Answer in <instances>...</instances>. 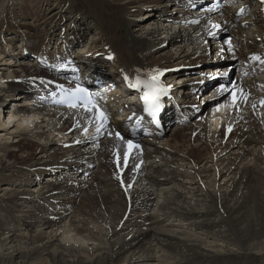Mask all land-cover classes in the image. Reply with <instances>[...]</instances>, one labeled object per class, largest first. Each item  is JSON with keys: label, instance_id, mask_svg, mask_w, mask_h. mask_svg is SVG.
<instances>
[{"label": "bare ground", "instance_id": "1", "mask_svg": "<svg viewBox=\"0 0 264 264\" xmlns=\"http://www.w3.org/2000/svg\"><path fill=\"white\" fill-rule=\"evenodd\" d=\"M17 1L20 6L14 8ZM118 1L56 0L51 6V0H0V27L7 29L4 35L0 30V66L5 67L0 70L10 72L0 78V108L5 106L0 110V264H243L248 251H256L264 263V110L260 125L253 113L260 111L252 107L254 97L240 103L232 116L228 108L212 111L199 122L173 127L157 142L147 143V174L144 183L135 185L141 189L127 194L128 200L108 175L106 163L86 178L75 174L85 167L92 148L73 146L74 132L67 143L60 141L57 122L67 131L73 117L44 105L32 110L25 106L36 100L31 94L36 78L45 74L39 61L57 67L71 57L88 77L113 69L117 76L108 83L157 66L163 71L180 68L176 76H165L168 79H195L187 67L196 64L200 52L201 59L207 53L206 19L201 25L193 23L185 10L187 0ZM240 1L254 3L252 21L261 31L257 0ZM142 10L137 22L151 18L150 26L143 29L139 24L131 33L136 18L130 21L127 16ZM67 13L71 22L64 20ZM20 18L25 20L21 25ZM214 19L228 31L236 23L228 11L226 17ZM80 22L92 32L91 39L80 31ZM233 32L253 38L239 26ZM17 43L19 52L10 56L6 48ZM216 45L230 57L238 56L222 36ZM77 46L88 55L80 49L73 53ZM107 52L112 58L105 60ZM105 90L114 94L117 88ZM12 98L20 103L12 105ZM188 98L189 90L184 92V100ZM13 112L26 116L17 118ZM228 118L236 124L225 139L224 123L219 133L212 131L217 129L212 124ZM108 143L106 151L117 141ZM68 169H76L74 179ZM47 173L50 180L41 181ZM208 237L222 244H209Z\"/></svg>", "mask_w": 264, "mask_h": 264}, {"label": "snow or ice", "instance_id": "2", "mask_svg": "<svg viewBox=\"0 0 264 264\" xmlns=\"http://www.w3.org/2000/svg\"><path fill=\"white\" fill-rule=\"evenodd\" d=\"M196 23L197 21H192ZM213 27H219L218 25H214ZM211 34V33H209ZM229 51L232 50L231 41H228ZM112 57L110 56L109 59ZM252 60L259 61L264 64V59H261L260 56H252ZM138 71V70H137ZM146 75V79H141L138 74L135 80H131L127 75L124 77L126 81L129 82V86L133 88H143V95L141 99L144 103V111L148 113L150 116L155 117L160 110L161 107V99L163 96L167 94L168 86H165L161 82V77L163 76V72L159 70H153ZM225 75H227L225 73ZM60 90V99H54V103L66 105L70 109L80 110L82 109L85 113L89 114L88 122L89 124L95 123V132L97 135L103 134V130L107 128L108 124V116L106 113L99 107L96 101L93 99L92 95L89 91L80 86L76 85L75 88H66L64 85H58ZM219 94L223 95L224 93L230 92L231 98V107L233 109H238V105L243 102L247 103L249 99V93H246L244 89L236 84L233 85L232 89L229 90L224 85H221L218 89ZM55 96V93L53 94ZM260 105L264 107V99L260 100ZM228 104H220L216 111H220L221 109L228 108ZM253 109H255L256 105H252ZM228 132H231L232 129L229 127L227 129ZM88 128H84V133L87 134ZM109 135H113V133H109ZM115 138L118 141H122L125 144V150L123 153L119 151V149L114 153L116 158L117 166L121 165V157L122 163L124 167H127L128 161L131 157V154L134 150L139 149L138 144H134L132 140L125 141L124 136L119 132L114 133ZM79 143V141H77ZM136 167H139L138 165ZM119 179V177H118ZM123 182V181H122Z\"/></svg>", "mask_w": 264, "mask_h": 264}, {"label": "rangeland", "instance_id": "3", "mask_svg": "<svg viewBox=\"0 0 264 264\" xmlns=\"http://www.w3.org/2000/svg\"><path fill=\"white\" fill-rule=\"evenodd\" d=\"M55 1L56 0H51V6H54V4H55ZM29 2H31V0H29ZM17 3V4H16ZM19 2L17 1V2H14V5H13V7L14 8H18L20 5L18 4ZM113 3H116V2H113ZM117 3H122V0H120V1H118ZM8 7H10V5L8 6ZM52 8V7H51ZM19 11L18 10H16L15 11V13L16 14H19L18 13ZM143 13H145L144 11H138L137 13H135V14H133V16L132 15H128L127 16V18H128V20H132V19H135L136 17H138V16H140V15H142ZM0 15H1V12H0ZM4 16V14L0 17V19L2 18ZM66 16H67V18H66ZM64 17H65V21L66 22H71L70 21V17H72V15H70V14H65L64 15ZM153 17L157 20V18L159 17V15H153ZM16 19V18H15ZM150 19L151 18H149L148 20H147V22L146 23H144V24H141L142 25V27H143V29H146V28H148L150 25L149 24H147V23H149V21H150ZM15 21V20H14ZM47 21V20H46ZM45 21V22H46ZM80 21V20H79ZM135 21H136V19H135ZM23 22H25V20L24 19H22V18H20L19 19V21L17 22L19 25H21ZM28 22H30L29 20H28ZM63 23V22H62ZM45 27V26H44ZM85 27V25H84V22H80L79 23V29H80V31L81 32H83V33H85V37L86 38H88V39H91V31L90 30H88V29H85L84 28ZM133 28H135V27H132V26H130V28H129V31H131V33H135V31L133 30ZM155 28H156V26H155ZM44 29V28H43ZM0 30H1V32H2V34L4 35V31H6L7 29H6V27H0ZM22 31H26L25 29L24 30H22ZM40 35L41 36H44V35H42V33L40 32ZM0 43H1V41H0ZM90 44V43H89ZM73 47H75V45H73ZM17 51V47L15 46V47H12V48H10V52H11V55L14 53V51ZM83 52H85V51H83ZM2 63V62H1ZM2 67V69H5V67H3V66H0V68ZM0 70V78H2V76H1V74L2 73H6L4 76H6L7 74H9L10 72H5L4 70ZM12 77H10V81L12 82ZM1 80V79H0ZM2 81V80H1ZM3 82V81H2ZM16 96V95H15ZM10 97V96H9ZM19 100L20 99H14V98H12V100H11V104L12 105H18L20 102H19ZM10 104V105H11ZM9 106V105H8ZM43 118H45L44 120H48L49 118H47V117H45V116H43ZM7 142H9V139L7 140ZM8 145H10V144H8ZM5 146V145H4ZM8 150L9 151H13V150H15V149H11V148H8ZM3 185H5V184H3ZM159 200H160V197H159ZM201 206H199V209L201 210L202 208H200ZM202 212H204V211H202ZM206 212V211H205ZM204 212V213H205ZM212 216H215V217H217L215 214H213ZM231 221H232V219H231ZM175 222V223H174ZM173 223L175 224V225H182L180 222H176V221H174ZM222 227V226H221ZM232 228H233V226H232ZM232 228H227V230L228 229H232ZM224 230V229H223ZM225 232H226V230H224ZM218 232V230H214V233H217ZM227 235L226 236H228L229 238L231 237V239H234L233 237H234V234H231V233H226ZM233 236V237H232ZM208 242H209V244H210V242H212L213 243V241H210V239H209V237H208ZM218 243H220V242H218V241H215V243H213V244H218ZM220 244H222V243H220ZM228 249H232L233 251H238L237 250V248L234 246V247H228ZM253 252H255L254 254H253ZM254 255V256H253ZM262 260H263V258L260 260L259 259V257H258V254H257V252L256 251H248V253L246 254V256H245V259H244V263L243 264H264V263H262ZM236 262V261H235ZM233 263V262H229L228 264H238V262H236V263Z\"/></svg>", "mask_w": 264, "mask_h": 264}]
</instances>
